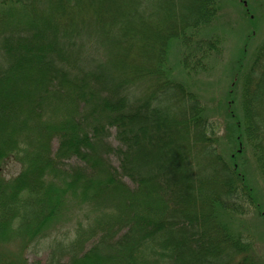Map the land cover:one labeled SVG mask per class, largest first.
Segmentation results:
<instances>
[{
    "label": "trees",
    "instance_id": "trees-1",
    "mask_svg": "<svg viewBox=\"0 0 264 264\" xmlns=\"http://www.w3.org/2000/svg\"><path fill=\"white\" fill-rule=\"evenodd\" d=\"M191 3L0 0V264H28L3 245L24 250L44 237L69 191L97 217L60 245L65 259L54 251L44 264H264L225 220L246 207L264 217L235 162L247 147L264 184V40L238 79L228 162L216 146L221 126L168 64L173 43L195 75L222 52V37L199 36L218 0ZM10 159L20 170L7 180Z\"/></svg>",
    "mask_w": 264,
    "mask_h": 264
},
{
    "label": "rangeland",
    "instance_id": "rangeland-1",
    "mask_svg": "<svg viewBox=\"0 0 264 264\" xmlns=\"http://www.w3.org/2000/svg\"><path fill=\"white\" fill-rule=\"evenodd\" d=\"M200 1L192 0L190 9L199 8ZM218 5L219 11L215 20L206 27L200 28L199 32V36L204 38L210 35H219L224 40L222 52L219 55L212 54L208 60L207 70L198 72L197 75L185 73L179 63L181 47L174 43L172 46L170 45V52L168 51V64L172 68L174 79L185 84L187 89L200 99L204 115L215 120V124L221 126L217 133L216 146L228 160V156L237 149L234 142L230 143L227 139V127L232 121L228 113L233 109L238 117L241 115L239 97L242 82H240L241 79H238L242 75L241 71L251 64L256 46L264 40V0H218ZM244 6L250 10L249 15L245 14ZM230 93H232L231 96ZM232 96L234 102L230 105L228 103ZM113 137L110 136L108 141L116 146L117 141H114ZM57 147V141L53 140L52 153L56 151ZM235 157V162L238 163L248 186L253 190L255 203L258 204L260 211L264 212V184L258 168L253 163L250 150L245 147L243 153ZM108 159L113 166H118L119 162L115 156H108ZM228 162L231 161L228 160ZM64 164L67 168L75 167L78 161L72 158L64 161ZM19 170V164L10 159L5 164L3 176L8 180ZM48 181L60 188H65V183L60 180V177H55L53 180L48 179ZM125 183L131 185L127 180ZM69 193L70 191L66 194L69 197L66 200V211L59 217L60 220L56 225L48 229L44 237L30 243L25 241L27 246L24 250L21 248V241L3 245L2 250L6 253L4 256L14 261L20 258L28 264H34L36 261L44 264L51 259V255L55 251L56 259H65L64 253L59 250V247H62L60 245L65 246L73 240L77 227L82 225L86 231L88 224L97 217V213L91 207L75 202ZM246 209L248 210L244 216L229 215L225 220L229 222L232 231H239L246 239L252 241L253 252L259 260L264 261V217L260 213V215L257 214L251 207H246ZM84 237H87V234ZM86 242L82 248L84 251L89 248L91 243V241ZM19 250H23V252L21 253Z\"/></svg>",
    "mask_w": 264,
    "mask_h": 264
}]
</instances>
